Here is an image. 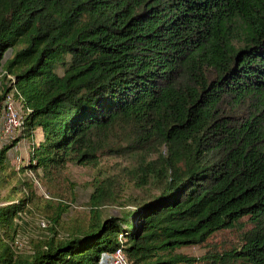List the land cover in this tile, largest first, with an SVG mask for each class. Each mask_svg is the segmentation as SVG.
I'll return each instance as SVG.
<instances>
[{"label":"trees","instance_id":"1","mask_svg":"<svg viewBox=\"0 0 264 264\" xmlns=\"http://www.w3.org/2000/svg\"><path fill=\"white\" fill-rule=\"evenodd\" d=\"M0 79V129L9 94L23 110L0 147V264H264V0H0ZM106 158L126 164L98 171L87 225L57 239L60 202L20 250V177Z\"/></svg>","mask_w":264,"mask_h":264},{"label":"rangeland","instance_id":"2","mask_svg":"<svg viewBox=\"0 0 264 264\" xmlns=\"http://www.w3.org/2000/svg\"><path fill=\"white\" fill-rule=\"evenodd\" d=\"M11 57L12 52L9 51L6 54L5 60ZM2 80L0 79V86ZM16 103V108L23 115V110H21L17 101ZM19 136L20 133L16 132L11 137L1 139L0 134V147L7 143V141ZM40 139V131H36L29 141L21 138L16 148L9 152L7 169L17 171L18 168L26 166L29 163L31 143L37 144ZM116 163L126 164L120 158H106L101 159L96 165H67L61 169H52L48 173L43 171H26L20 178L33 182L36 199H34L33 204L28 208L30 212L23 215V221L27 223V227L17 243L19 249L29 251L31 247L29 242L43 241L46 237H49L48 229L53 227L52 219L56 218L61 211L60 202L62 204L66 203L68 208L63 209L64 212L55 227L58 234L57 239L64 240L73 229L85 227L90 220L91 208L89 196L92 192V182L99 170L102 169L103 172L109 171ZM130 194L131 192L128 191L125 194V198ZM18 195L20 197L22 193ZM120 210L118 206H106L102 209V217L118 216ZM236 236L233 233H223L214 240V243L220 244L225 240L235 242ZM183 252L192 257L199 258L207 252V248H185Z\"/></svg>","mask_w":264,"mask_h":264},{"label":"built area","instance_id":"3","mask_svg":"<svg viewBox=\"0 0 264 264\" xmlns=\"http://www.w3.org/2000/svg\"><path fill=\"white\" fill-rule=\"evenodd\" d=\"M16 105L17 103L13 93L9 94L4 102L5 114L3 124L0 129L1 139L11 137L14 133L18 132L22 126V115L20 114L18 108H16ZM102 262L104 264H128L121 250H117L111 256L102 258Z\"/></svg>","mask_w":264,"mask_h":264},{"label":"bare ground","instance_id":"4","mask_svg":"<svg viewBox=\"0 0 264 264\" xmlns=\"http://www.w3.org/2000/svg\"><path fill=\"white\" fill-rule=\"evenodd\" d=\"M10 81V80H9Z\"/></svg>","mask_w":264,"mask_h":264}]
</instances>
